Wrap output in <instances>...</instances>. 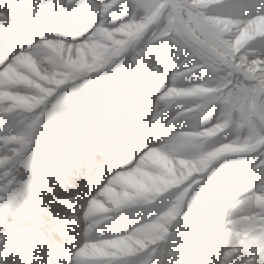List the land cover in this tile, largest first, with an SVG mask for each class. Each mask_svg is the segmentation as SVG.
Listing matches in <instances>:
<instances>
[{
    "label": "clouds",
    "instance_id": "1",
    "mask_svg": "<svg viewBox=\"0 0 264 264\" xmlns=\"http://www.w3.org/2000/svg\"><path fill=\"white\" fill-rule=\"evenodd\" d=\"M225 2L207 0L209 6L194 12L213 17ZM126 3L128 15L123 18L124 22L132 21L133 14L135 19L124 33H131L135 24L144 22L145 14L134 9V0H126ZM262 16L264 12L223 16V19L233 21L234 25H229L230 31L225 33V38L234 36L249 20ZM176 26L183 28V22L178 20ZM193 27L203 38L201 25L193 23ZM108 28L112 31V40L88 44L80 40L76 42L80 45L79 49L71 52V58L78 61L83 56L86 65L95 66L108 61L104 68L91 74L86 68L71 70L76 83L70 89L59 92L39 119L35 114L28 118L33 122L30 126L34 127L35 140L43 144L50 129L68 119V100L76 96L77 102L71 108V123L79 131V139L73 147L82 151L85 159L70 186L59 184L52 178L48 180L46 190L40 192L44 211H38L40 205L32 204L33 215L38 217L36 222L31 217L18 222H0V264H72L74 243L85 239L87 229L91 227V236L96 237L110 223L121 222L130 214H136V222L144 225L141 230L131 231L129 234L134 239L128 241L133 245L136 240L148 244L140 259L154 250V241L155 248L171 247L182 257L178 260L166 258L163 264H221L210 254L202 257L193 248L186 247L185 242L207 233L221 218L244 211L241 206L249 201V197H255L264 181V167L260 166L264 165V142L257 139L248 127L239 129L235 123L237 116L229 114L226 106L212 102L219 96L237 93L240 86H251L254 82L244 80L235 72L229 74L227 67L215 55L209 54L207 61H203L197 52L199 45L196 42L179 46L170 38L162 42L169 58L176 56L179 61L186 62L185 66L204 64L199 72L177 81L174 90L202 87L205 94L187 100L173 98L170 103L160 104L157 97L172 83L171 76L164 68L163 87L153 89L148 76L154 75L153 68L160 66L157 58L160 45L145 50L151 39L149 33L158 31L159 24L151 25L143 36L135 40L118 32L111 20ZM39 51V71L49 74L55 73L57 68L71 69L48 49ZM259 100L264 103V96ZM188 105L198 107L185 113L183 109ZM256 124L264 133V123ZM65 138L64 131L56 135L57 142H63ZM218 145L243 151L213 162L203 173H193L187 182L191 191L180 204L179 215L168 223L166 213L177 203L176 195L180 191L179 184L175 182L183 184V177L187 176L181 162L191 167L200 155L215 150ZM152 153H166L167 158L157 164L154 163L156 156L150 155ZM196 167L199 169V164ZM131 173H135L134 180L138 185L143 184L149 194L138 200L135 206L118 213L102 193L109 186L116 192L132 191L111 184L114 177L128 178ZM26 175L22 174V180ZM246 177L252 182L243 190L241 185ZM161 178L165 183H161ZM168 182L173 183L168 186ZM69 189L71 195L65 198L56 199L49 195ZM259 194L264 195L262 192ZM93 199L107 211L86 219L84 211ZM57 207L63 212L57 211ZM259 207L258 214L264 219V205ZM53 219L65 221L63 234L52 230ZM156 225H164L166 232ZM233 231L234 228L228 229L229 233ZM215 238L231 243L223 228L216 232ZM56 246L64 247L68 253L63 260L54 255ZM231 247L238 245L231 244ZM243 264H264V252L259 256L253 255Z\"/></svg>",
    "mask_w": 264,
    "mask_h": 264
},
{
    "label": "snow or ice",
    "instance_id": "2",
    "mask_svg": "<svg viewBox=\"0 0 264 264\" xmlns=\"http://www.w3.org/2000/svg\"><path fill=\"white\" fill-rule=\"evenodd\" d=\"M62 5L61 22L59 31L61 35L58 38H46L43 28L44 12L41 8L42 0H36L35 4H30L28 0H3L0 8V40L7 45L9 37H17L25 39L29 42L28 49H21L14 53L3 66H0V74L7 75L9 72L18 73L28 84H32L36 88L33 95L40 97L36 103L40 105L43 111L34 113L39 119L47 110L49 103L57 96L61 86H66L75 80L71 73L61 75L57 78V74H45L39 71L40 65V49L46 48L57 58L64 61L67 67L74 71H81L85 68L88 72L100 71L104 68L108 61L96 63L95 66L86 65L83 56L77 59L71 58L73 49H79L80 45L76 42H69L68 36L71 35L72 25L76 26V30L82 34L81 40L85 44L98 43L99 40H112V31L108 28L109 20L116 26L118 32L124 33L125 28L134 23L133 20L127 23L123 18L128 15V7L126 0H57ZM219 3V0H216ZM209 6L207 0H160L158 4L144 5L134 2V9H145L151 11V15L144 18V22L135 24V39H139L148 31L149 25L159 24L158 31L151 34L148 41L146 51L151 49L153 45H160L157 49V58L160 66L154 67V75L148 76L149 83L153 89H159L164 85L163 69L168 63L174 66L170 80L172 83L163 92L158 95L157 100L160 104L170 103L173 98L191 99L197 95H203L202 87H191L188 90H174L177 81L200 71L204 64H189L185 66L184 61H179L178 57L169 58L167 50L163 47L164 41L171 38V42L179 46L188 44L190 41L199 45L197 52L203 61H207L209 54L215 55L219 62L227 67L229 74L232 72L242 76L246 81H252L251 86H240L237 93H229L224 98L229 114L231 111H240L248 128L255 134L257 139L264 142V133L257 128L254 120L250 119L245 113V106L237 103L240 100H250L248 111L256 114L261 123H264V103L258 100V97L264 96V16L260 19L249 20L247 25L238 29L237 33L231 38H225V33L230 31L229 25H233V21L223 19L227 16L251 15L253 13L264 12V0H226L222 7L218 8L216 16L204 17L202 14L194 12L195 9ZM40 17L41 28L38 31L40 39L36 43H32L31 32L29 31L33 21ZM183 22V28L176 26L177 21ZM193 23L201 25L203 38L197 34ZM223 25V27H221ZM234 26V25H233ZM69 32L66 35L65 29ZM49 31L52 29L49 28ZM131 35V33H124ZM258 45L250 50L251 45ZM123 49V45H122ZM211 67V65H208ZM19 87L8 89L7 92H19ZM215 91V90H213ZM197 105H188L183 111L186 113L189 109L196 110ZM159 115V114H158ZM32 127V126H30ZM243 149H235L230 146L218 145L215 150L209 151L204 155H200L198 159L192 162V166L188 167L183 161L182 166L186 168L187 176L183 177L185 183L179 184L180 191L176 195L177 203L170 208L167 213V222L170 223L179 215L180 204L186 199L191 191L188 178L193 176L197 171L203 173L210 165L227 156L233 155ZM156 156L154 163L159 164L167 158L166 153H152ZM196 164H199L197 169ZM264 167V165H260ZM141 174H144L141 172ZM48 175H54L55 178L64 184L70 186L67 181L68 171L66 169L57 170L54 173L30 177L28 181L19 184L11 179L9 175L8 185L0 190V222L8 220L20 221L24 218L31 217L36 222L38 217L33 215L32 204L40 205L38 211H44L43 202L40 200V192L47 188ZM134 177L135 173L129 174ZM252 181L245 178L241 188L246 190ZM161 183H165L161 178ZM173 182H168L170 186ZM111 184H118L132 191L116 192L109 186L105 188L102 195L110 200L113 210L116 212L124 211L135 206L136 202L144 199L148 194L143 184H139L134 179H128L125 176L114 177ZM21 188L27 194L26 202H21L16 192ZM257 191L264 193V181L261 182ZM7 193V195L5 194ZM55 197V193H51ZM257 201L259 206L264 205V195L249 197V201ZM71 203V202H68ZM107 209L103 205L93 199L88 202L84 216H95L99 213L106 212ZM114 220L115 218L110 217ZM228 219L229 223H236L231 217H223L213 223L212 227L206 233L203 251L208 248L215 250V234L222 230L223 221ZM143 223L136 222V214L126 216L123 221L110 223L96 237L91 236L92 228L86 230L85 239L79 243H74V252L72 254V264H141V253L146 251L148 244L136 240L135 244H129V240L134 237L129 233L133 230L143 229ZM156 227L164 230V225H156ZM52 230L63 234L65 231V221L63 219H53ZM154 243V241H153ZM217 250V255L219 256ZM54 255L58 260H63L68 253L64 247H54ZM223 264H233L231 253L225 252Z\"/></svg>",
    "mask_w": 264,
    "mask_h": 264
},
{
    "label": "bare ground",
    "instance_id": "3",
    "mask_svg": "<svg viewBox=\"0 0 264 264\" xmlns=\"http://www.w3.org/2000/svg\"><path fill=\"white\" fill-rule=\"evenodd\" d=\"M2 3L3 0H0V4ZM2 10L4 9L0 8V11ZM56 10L59 11V9ZM60 22L61 16L58 15L54 19L51 14L46 15L43 20L46 38H58L61 35L59 31ZM40 28L41 20L40 17H37L29 29L32 36V43H36L40 39L38 35ZM49 28L52 30L49 31ZM70 31L71 35L68 36L69 42H80L82 34L76 30L75 25H72ZM68 32L69 29L66 28L65 34L67 35ZM8 40L11 43L13 42V44H10V47L1 45L0 66H3L14 53L30 47L29 42L25 39L9 37ZM256 47L258 45L253 44L250 46V50ZM172 67L173 69H166V73L169 72L172 74L174 66L172 65ZM40 72L42 74L44 73L43 71ZM57 73L56 69L55 74ZM75 83L76 81H71L70 87ZM17 87L21 89L19 92H7L8 89H15ZM34 88V85L28 84L16 72H9L6 76L0 74V190L8 185L10 174L12 180L23 184L30 177L46 175L62 169L68 171L67 181L71 184L76 178L78 168L83 166L82 162L85 159L84 153L73 147L79 139V131L72 123L64 121L52 127L48 136L44 139L43 144H39L35 140L33 136L34 131L30 127V120L22 113V111L26 110L28 104L39 99L33 95L36 92ZM73 99L74 97L72 96L68 100L66 106L67 112H71L72 106L75 105ZM221 105L224 106L223 104ZM70 116L71 113L69 114ZM254 120L260 122L256 114H254ZM235 123L238 125L239 122L237 119ZM238 128L242 129L240 125H238ZM59 131L65 132L66 138L63 142H57L56 140V135ZM25 173L27 174L26 178L22 180V174ZM50 178L62 184L54 175H48L47 182ZM128 179L131 180L134 178L128 177ZM5 194L7 195V193ZM15 195L21 202H26L27 194L22 188ZM68 195H71V189L67 192H55L56 199L65 198ZM255 196H260L259 192L255 193ZM241 207L244 211L231 217L236 222L235 224L229 223L228 219L223 221V231L228 233V236L231 238V243H227L223 239L217 240L215 238V250L208 248L206 251H203L206 233H202L199 238L188 239L185 242V246L193 248L205 258L210 254L213 259H218L221 264H223L225 252L231 253L233 264H243L245 260H251L253 255L259 256L264 252V219L258 214L260 211L259 204L253 200L248 201ZM56 210L61 213L63 212V209L59 207ZM229 228H234V231L229 233ZM155 243L152 245L154 250L149 255L141 257V264H163L166 258L177 260L182 258L171 247L167 249L155 248ZM231 244H237L238 247L232 248ZM217 250L220 253L219 256L217 255Z\"/></svg>",
    "mask_w": 264,
    "mask_h": 264
},
{
    "label": "rangeland",
    "instance_id": "4",
    "mask_svg": "<svg viewBox=\"0 0 264 264\" xmlns=\"http://www.w3.org/2000/svg\"><path fill=\"white\" fill-rule=\"evenodd\" d=\"M28 2L30 4H35L36 3V0H28ZM135 3H138V4H144V5H151V4H158L160 2V0H134ZM41 8L43 9V12H44V18L46 17V15H49L51 14L53 16L54 19H56V17L61 16V11H63V7L62 5H60L56 0H42V4H41ZM56 9H59V11H57ZM61 9V11H60ZM56 10V11H55ZM154 11V9H152L151 11L145 9L143 12L145 14V16L147 15H151V12ZM39 17V16H38ZM135 32H136V28H134L131 32V35H128V39L130 40H133L135 38ZM149 35H151V33H149ZM12 45L13 42L11 43L10 40L7 41V45ZM1 45H5V42L2 40H0V47H2ZM8 47V46H6ZM167 70H170V69H173L172 67V64L171 62L168 63L167 67H166ZM72 69H67V68H57V78H59L61 75H66L67 73H69ZM60 72V73H59ZM91 72H89L90 74ZM168 76H171V73H166ZM75 81V80H73ZM72 81V82H73ZM71 83V82H70ZM70 83H68L66 86H61L58 90V93L59 92H62L63 90L65 89H68V88H71L70 87ZM34 90H36V88H34ZM226 91V90H225ZM74 99L73 101H75L74 104H76L77 102V97L76 96H73ZM226 96H219L218 99H215L213 100L212 102L213 103H217V104H223L224 106L225 103H224V98ZM37 98H40L37 96ZM37 101V100H35ZM35 101H33L32 103L28 104L27 105V108L25 111H22V113L27 117V119L32 116L34 113H37V112H40V111H43L42 107L40 105H38ZM237 103L239 104H242L245 106V113L244 115H247L250 119L254 120V113H251L248 111V106H250L251 104V101L250 100H240L238 101ZM32 107V108H31ZM227 107V106H226ZM71 108V107H70ZM27 111V112H26ZM71 111V110H70ZM69 112V111H68ZM71 112H69L70 114ZM231 115H236L237 116V120L238 122V125H240L243 128H247L248 125L247 123L245 122V119L243 118L242 114L240 111H231L230 113ZM69 121V122H68ZM255 121V120H254ZM67 123H71V116L69 117L68 116V120H66ZM256 122V121H255ZM31 125L33 124V122L30 120ZM256 123H259V122H256ZM32 130L34 131V127H32Z\"/></svg>",
    "mask_w": 264,
    "mask_h": 264
}]
</instances>
